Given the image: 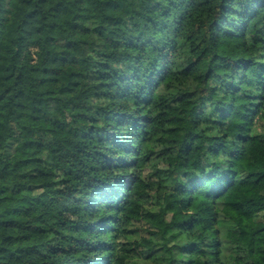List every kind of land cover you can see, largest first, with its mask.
I'll use <instances>...</instances> for the list:
<instances>
[{
    "label": "trees",
    "instance_id": "1",
    "mask_svg": "<svg viewBox=\"0 0 264 264\" xmlns=\"http://www.w3.org/2000/svg\"><path fill=\"white\" fill-rule=\"evenodd\" d=\"M0 264H264V0H0Z\"/></svg>",
    "mask_w": 264,
    "mask_h": 264
},
{
    "label": "rangeland",
    "instance_id": "2",
    "mask_svg": "<svg viewBox=\"0 0 264 264\" xmlns=\"http://www.w3.org/2000/svg\"><path fill=\"white\" fill-rule=\"evenodd\" d=\"M19 115L21 116L22 119H26L28 121H33V119L36 116V113L33 112L32 110H30L29 106L26 105L25 103L21 106V109L19 111ZM37 122H42L41 119H36ZM262 148L260 146L256 147V148H251L252 152H258L260 151ZM140 187H142V183L139 184ZM259 184H254L252 185V187L250 188V194L257 196L258 191H259ZM183 207V203L181 202V200H179L178 198L171 196L168 200V205H167V215H173L176 217H182L183 216V211L182 208ZM160 222V217H153L150 219V221L148 222V226L150 223H159ZM140 233L148 235V236H152L149 233L147 234L145 231L140 230Z\"/></svg>",
    "mask_w": 264,
    "mask_h": 264
}]
</instances>
